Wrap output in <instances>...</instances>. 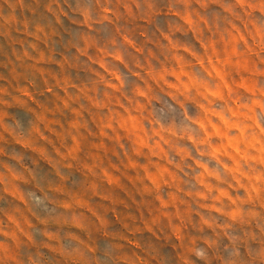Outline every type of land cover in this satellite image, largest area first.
<instances>
[{
    "label": "rangeland",
    "instance_id": "1",
    "mask_svg": "<svg viewBox=\"0 0 264 264\" xmlns=\"http://www.w3.org/2000/svg\"><path fill=\"white\" fill-rule=\"evenodd\" d=\"M0 264H264V0H0Z\"/></svg>",
    "mask_w": 264,
    "mask_h": 264
}]
</instances>
